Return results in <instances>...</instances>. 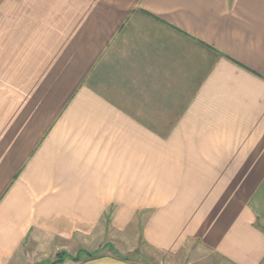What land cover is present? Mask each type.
I'll list each match as a JSON object with an SVG mask.
<instances>
[{"label":"crops","instance_id":"obj_1","mask_svg":"<svg viewBox=\"0 0 264 264\" xmlns=\"http://www.w3.org/2000/svg\"><path fill=\"white\" fill-rule=\"evenodd\" d=\"M0 4V264L41 219L46 175L89 220L112 211L114 174H162L148 242L262 264L264 0Z\"/></svg>","mask_w":264,"mask_h":264},{"label":"rangeland","instance_id":"obj_2","mask_svg":"<svg viewBox=\"0 0 264 264\" xmlns=\"http://www.w3.org/2000/svg\"><path fill=\"white\" fill-rule=\"evenodd\" d=\"M2 5L0 7L4 9ZM160 176L162 174H114L113 185L103 188L113 193L114 204L110 205L112 211L106 214L103 210L98 219L77 220L71 213L58 207L56 196L52 194L57 192V185L61 184L55 179L48 181L49 176L46 175L42 192L39 188L35 191L37 194H30V202L35 205L42 194H48V203L40 205L43 206L42 213L39 212L41 219L36 214L38 224L33 225L30 233L21 240L16 251L17 257L7 258L5 262L1 260L2 264H51L58 258L61 261L56 264H82L84 260L100 257L135 264H236L216 251H198L191 245L174 251L162 250L148 242L144 235V225L148 218L146 211L152 210L153 204L159 205L162 199L168 198ZM19 177L20 174L10 180L12 186ZM82 177L87 183V174H82ZM26 182L30 187H34L36 183L39 186V181L26 179ZM53 183L55 184L52 185ZM120 189L128 193L114 195V191ZM8 191L5 190L2 196ZM116 199L118 203L114 202ZM120 206L125 209L133 208L134 211H118ZM51 209L54 211L49 213ZM120 215L124 218H120ZM76 256L80 258L76 259Z\"/></svg>","mask_w":264,"mask_h":264},{"label":"trees","instance_id":"obj_3","mask_svg":"<svg viewBox=\"0 0 264 264\" xmlns=\"http://www.w3.org/2000/svg\"><path fill=\"white\" fill-rule=\"evenodd\" d=\"M79 258H80L79 256H76V259H79ZM57 261H61V258H58L56 261L51 262V264H56Z\"/></svg>","mask_w":264,"mask_h":264}]
</instances>
